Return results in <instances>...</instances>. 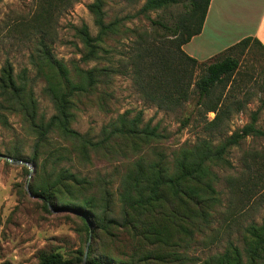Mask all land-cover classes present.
<instances>
[{
    "label": "rangeland",
    "instance_id": "374dc122",
    "mask_svg": "<svg viewBox=\"0 0 264 264\" xmlns=\"http://www.w3.org/2000/svg\"><path fill=\"white\" fill-rule=\"evenodd\" d=\"M40 1L0 0V70L11 64L15 74L26 75L38 102V114L47 120L55 113L53 102L44 92L45 81L32 59V56L35 60L38 57V49H41L38 43L42 40L50 52L68 66L76 62L82 67L95 64L118 67L112 83L99 87L107 89L114 98L107 102L108 110H102L94 96L80 97L72 109L73 128L96 136L104 125L128 110L130 117L141 112L142 124L157 125L161 135L149 146L140 144L141 149H131L118 138L111 143L112 149L90 151V156L84 158L75 152L73 155L66 153L64 148L71 149V145L56 133L51 139L52 145L41 148L36 160L34 136L22 118L0 108V113L7 119V122L0 119V153L25 159L31 164L0 160V264H40L41 256L52 252L61 253L73 264H86L87 259L93 257H103L107 264H120L121 260L144 264L145 251L150 247L142 249L133 258L137 254L136 247L127 231L97 230L71 208L56 210L49 204L48 211L45 202L32 194V179L46 178L53 165L57 170L68 169L80 180H68V187L62 188L64 194L81 191L86 199L103 206L99 211L120 217L121 178L135 159L161 160L166 156L165 160L170 161L183 147L202 140L220 144L250 123L253 112H257L256 126L264 130V50L253 42L244 50L237 48L231 52L239 59V67L223 90L224 103L229 104V109L221 121L209 125L215 112H205L204 106L197 104L196 93L184 104L170 109L160 108L144 99L135 85L128 58L133 46L131 41L136 35L163 33L161 29L155 30L156 25L151 19L172 25L187 9V1L149 11L151 19H148L142 14L124 18L136 14L146 0H106L107 20L123 18L121 25L125 36L114 41L109 52L101 51L100 58L89 64L81 60L84 47L76 28L86 23L91 33L97 34L94 17L88 9L93 0H66L60 5V14L55 19L54 14L48 19L42 12L38 13ZM200 74V70H196L194 78ZM52 149L55 155H63L56 163L46 159ZM263 158L264 136L248 135L228 148L226 162L213 167L218 176L214 182L215 196L220 202L213 208L210 223L203 231L193 239L186 238L189 244L174 239L170 251L180 258L175 264H203L209 256L223 252L228 241L244 250L242 234L245 227L250 222L261 223L264 217V167L259 170ZM248 173L260 182L254 185L250 178H245ZM149 264L161 263L152 257Z\"/></svg>",
    "mask_w": 264,
    "mask_h": 264
},
{
    "label": "trees",
    "instance_id": "16d2710c",
    "mask_svg": "<svg viewBox=\"0 0 264 264\" xmlns=\"http://www.w3.org/2000/svg\"><path fill=\"white\" fill-rule=\"evenodd\" d=\"M65 1L41 0L38 13L42 12L43 17L48 19L54 14L55 19L60 14V5ZM186 1L187 9L178 15L172 25L148 16L149 11L169 8ZM105 2L93 0L88 5L97 26L96 35L91 33L86 23L76 28L84 47L81 60L88 64L98 60L101 51L109 52L114 41L125 36L121 25L123 18L116 17L108 21ZM209 4L210 0H146L136 14L124 18L145 15L156 25L155 30L161 29L163 32L155 35L138 34L131 41L133 46L128 58L141 96L160 108L170 109L184 104L196 93L197 104L204 106L205 112H215L214 118L208 121L209 125H214L221 121L229 109V104L224 103L226 96L223 90L239 67V59L231 52L237 48L244 50L253 42L263 50L264 45L257 38L247 36L209 61H200L187 54L183 45L202 31ZM38 45L41 47L38 57L35 60L32 56V59L45 81L44 92L55 108V113L47 120L38 114V102L26 75L15 74L11 64H6L0 70V108L19 115L34 136V159H39L41 148L52 145L51 139L56 133L70 143L71 149L64 148L66 153L73 155L75 152L84 158L90 156V151L112 149L111 143L118 138L131 149H141L140 144L149 146L152 140L160 137L157 125L151 127L149 123L142 124V113L130 117L128 110L104 125L96 136L73 128L72 109L80 97L94 96L98 106L108 110L107 102L114 98L107 89L99 87L112 83L118 67L98 64L82 67L76 62L68 66L53 55L42 40ZM198 69L201 74L194 78ZM0 119L7 122L4 113H0ZM257 119V112H253L250 123L224 142L213 145L211 141L202 140L183 147L170 161L165 160L166 156L161 160L146 157L135 159L121 178L120 217L108 216L99 211L103 206L86 199L81 191L64 194L62 188L68 187L69 181L80 180L77 174L68 169L57 170L53 165V170L47 173L46 178L38 176L32 179L30 189L34 196L45 202L48 211L49 204L56 210L71 208L97 230L108 232L115 228L127 231L136 247L137 254L133 258L142 249L150 247L145 251L144 264H149L152 257L161 264H175L180 258L170 251L174 239L189 244V239L195 238L210 223L213 208L220 202V198L215 196L217 190L214 182L218 176L213 167L226 162L228 148L237 145L246 136H264V130L256 126ZM47 154L46 159L53 163L54 160L55 163L60 161L63 156L55 155L54 149ZM261 167H264V158L260 161L259 170ZM245 178H250L254 185L260 182V179L251 177L249 173ZM87 227L89 229V224ZM242 238L245 245L243 251L233 241H228L223 252L209 256L203 264H264V217L261 223L250 222ZM185 260L188 258L185 257ZM40 264H73V261L59 252H52L42 255ZM86 264L107 262L103 257H93L87 259ZM120 264L129 262L121 260Z\"/></svg>",
    "mask_w": 264,
    "mask_h": 264
},
{
    "label": "crops",
    "instance_id": "0c3cea01",
    "mask_svg": "<svg viewBox=\"0 0 264 264\" xmlns=\"http://www.w3.org/2000/svg\"><path fill=\"white\" fill-rule=\"evenodd\" d=\"M247 36L264 45V0H210L202 31L183 50L205 61Z\"/></svg>",
    "mask_w": 264,
    "mask_h": 264
},
{
    "label": "water",
    "instance_id": "95a60500",
    "mask_svg": "<svg viewBox=\"0 0 264 264\" xmlns=\"http://www.w3.org/2000/svg\"><path fill=\"white\" fill-rule=\"evenodd\" d=\"M6 160L8 162H11V163H14V164H22V165H27V166H30V162L25 160V159H19V158H15L14 156L12 155H9V154H0V160ZM32 171V169H31ZM87 256V252L85 253V257L84 259L86 258Z\"/></svg>",
    "mask_w": 264,
    "mask_h": 264
}]
</instances>
